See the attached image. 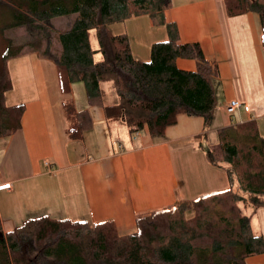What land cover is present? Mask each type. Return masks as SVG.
Wrapping results in <instances>:
<instances>
[{"label": "trees", "instance_id": "trees-1", "mask_svg": "<svg viewBox=\"0 0 264 264\" xmlns=\"http://www.w3.org/2000/svg\"><path fill=\"white\" fill-rule=\"evenodd\" d=\"M0 2L13 8L8 28L25 27L35 35L25 45L8 40L2 55L0 138L21 128L24 105L7 106L5 95L13 88L9 61L27 52L55 63L64 93L82 82L89 105L101 108L107 119L125 123L133 138L144 130L164 135L180 115L203 118L201 136L208 137L217 108L219 68L199 43H180L176 23L163 19L172 0ZM226 3L230 15L257 14L264 47V0ZM69 14H77L72 27L56 33L51 19ZM143 15L165 25L169 35L168 41L152 46L150 61L133 56L127 34L110 30L114 23ZM179 58L195 61L196 69L178 68ZM62 113L68 139H82L93 126L89 111L78 110L72 101L62 103ZM217 134L218 142L200 146L208 162L227 173V189L153 209L137 217L128 233L110 220L89 223L49 216L4 233L0 220V264H248V258L264 254V235L254 230L249 214L264 208V136L256 122Z\"/></svg>", "mask_w": 264, "mask_h": 264}, {"label": "crops", "instance_id": "crops-1", "mask_svg": "<svg viewBox=\"0 0 264 264\" xmlns=\"http://www.w3.org/2000/svg\"><path fill=\"white\" fill-rule=\"evenodd\" d=\"M176 23L180 43L201 45L215 61L217 108L207 139L219 130L256 122L264 136V47L255 13L230 15L226 0L174 1L163 14ZM114 35L127 34L133 56L150 61L154 44L168 41L165 25L149 15L110 25ZM134 37L140 41H134ZM2 52L0 53V61ZM178 68L192 71L196 62L179 58ZM13 88L7 106L24 105L21 128L0 138V220L4 233L41 216L89 223L110 220L120 232L135 229L137 217L212 192L227 189V173L205 154L201 117L180 115L164 135L144 130L134 139L113 134V120L76 94L78 83L64 93L55 63L27 52L8 63ZM84 88V87H83ZM88 110L92 128L82 139H68L62 103ZM242 106L229 112V104ZM126 134V135H125ZM206 139V140H207ZM254 230L264 235V208L257 210ZM257 229V230H256ZM248 264H264V254Z\"/></svg>", "mask_w": 264, "mask_h": 264}, {"label": "rangeland", "instance_id": "rangeland-1", "mask_svg": "<svg viewBox=\"0 0 264 264\" xmlns=\"http://www.w3.org/2000/svg\"><path fill=\"white\" fill-rule=\"evenodd\" d=\"M174 1L180 2V1H185V0H174ZM76 17H77V14H69L66 16L56 17V18L51 19L50 24H51V27L55 29L56 33H59L61 31L69 30L72 27ZM12 21H13L12 6L8 3L0 2V53L2 52V55L8 47V40H11V42L14 45H25L28 42L35 39L34 37L35 35L33 36L31 33H29L25 27L8 28V25L12 23ZM91 40H92V44L96 46L97 39H96V34L94 31L91 32ZM134 41L137 44V42L140 40L134 37ZM77 85L79 86H77L75 89L76 94L78 95V93H80V95L84 96V91H83L84 84L82 82H78ZM113 121H114L113 122L114 124H113L112 132L114 135L115 134L117 135V138H121V136L124 135V129L127 131L128 127L122 121H118V120H113ZM127 136L130 137L128 135V131H127ZM216 142H218V134L213 133L207 140H203L204 148H206L207 145L214 144ZM256 213L257 211L249 212V214H251L254 224L257 222ZM192 216H193L192 211L186 214L187 218H190Z\"/></svg>", "mask_w": 264, "mask_h": 264}, {"label": "built area", "instance_id": "built-area-1", "mask_svg": "<svg viewBox=\"0 0 264 264\" xmlns=\"http://www.w3.org/2000/svg\"><path fill=\"white\" fill-rule=\"evenodd\" d=\"M242 106L241 103H239L238 101H232L229 104V112H233V110L238 109ZM5 188H9V185H0V190L5 189Z\"/></svg>", "mask_w": 264, "mask_h": 264}]
</instances>
